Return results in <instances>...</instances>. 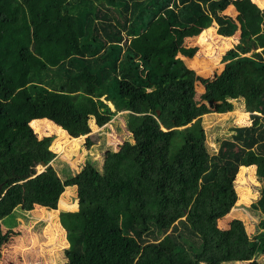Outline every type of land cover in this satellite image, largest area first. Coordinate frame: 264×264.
Returning a JSON list of instances; mask_svg holds the SVG:
<instances>
[{"label":"trees","instance_id":"1","mask_svg":"<svg viewBox=\"0 0 264 264\" xmlns=\"http://www.w3.org/2000/svg\"><path fill=\"white\" fill-rule=\"evenodd\" d=\"M230 6L241 42L223 57L221 74L199 76L177 57V33L215 21L231 39ZM56 24L71 26L81 53ZM198 43L206 45L204 33ZM188 59L207 70L197 56ZM249 70L264 75V8L252 0H0V121L13 119L11 137L0 136V220L18 207L48 204L51 190L36 189L27 176L56 155L52 138L35 132L63 129L38 115L57 113L64 94H82L96 100L100 127L129 112L134 142L108 154L104 173L88 164L65 183L77 186L79 200L78 211L60 214L69 256L88 262L89 243L91 259L107 264H264V177L254 204L263 215L259 234L236 217L219 227L236 207L238 174L264 156V89L258 99L248 94ZM52 75L50 93L44 80ZM196 83L205 89L201 104ZM235 101L259 113L211 153L203 117L231 112Z\"/></svg>","mask_w":264,"mask_h":264},{"label":"rangeland","instance_id":"2","mask_svg":"<svg viewBox=\"0 0 264 264\" xmlns=\"http://www.w3.org/2000/svg\"><path fill=\"white\" fill-rule=\"evenodd\" d=\"M252 1L264 8V0ZM224 13L232 17L234 24L237 25L231 39L227 40V37L218 33L219 26L215 21L203 24L202 20L189 31L177 33L179 49L177 57L183 59L189 69L204 78H212L221 74L225 67L223 57L231 50H236V46L241 42V26L236 21L238 11L230 6ZM53 30L62 33L72 49L81 53L79 39L70 25L56 24ZM209 31L212 33H208ZM203 33L205 46L198 43V37ZM195 56L202 62H206V71L201 72L190 64L188 58ZM243 56L250 57L251 54ZM63 71L61 74L65 75ZM245 75L253 80L248 94H255L258 99L264 89V75L253 70H249ZM56 79L52 75L44 80L50 93L53 92ZM204 92V87L196 83L195 98L198 104L202 103L201 95ZM103 100L111 110H116L113 102L106 96ZM234 105L235 109L231 112H212L203 117L211 153L218 150L221 140L231 138L233 127L251 125V114L259 113L248 103L244 105L235 101ZM54 107L58 109L57 113L45 109L38 115V118L49 121L54 118L63 131L45 134L34 132L39 140L52 138L50 149L56 157L48 167L38 166L33 169V176H27L33 179L36 189L51 190L48 204L46 206L35 204L31 209L18 207L10 216L0 220V264H76L77 262L78 264H107L101 263L102 260H99V263L96 259H91L94 252L90 251L89 243H86L83 248L84 251L90 253L88 262H85L84 258H79L80 263L79 260L68 255L70 244L67 231L61 224L60 214L63 210L72 212L79 209L78 188L77 186H66L65 183L69 179L76 177L88 164H93L99 172L104 173L108 154L119 152L121 146L127 141L134 142L132 133L127 129L129 112L117 113L109 123L100 127L93 114L100 111L95 99L82 94H76L73 97L64 94L62 100ZM12 121L13 119L8 117L0 121V136L3 135V138L11 137L9 124ZM2 140L0 138V141ZM263 177L264 156L259 157L254 166L243 168L240 171L236 181L238 193L236 207L232 215L219 221L220 228H228L230 221L236 217L244 222L252 237L259 234L263 215L254 208V204L259 200L258 189L262 185ZM258 260L264 263V255L259 256Z\"/></svg>","mask_w":264,"mask_h":264},{"label":"water","instance_id":"3","mask_svg":"<svg viewBox=\"0 0 264 264\" xmlns=\"http://www.w3.org/2000/svg\"><path fill=\"white\" fill-rule=\"evenodd\" d=\"M43 167H46V165H45V164H43ZM0 195H1V193H0Z\"/></svg>","mask_w":264,"mask_h":264}]
</instances>
